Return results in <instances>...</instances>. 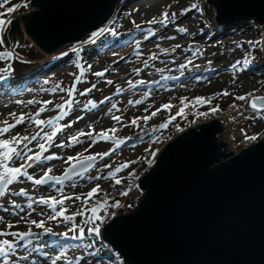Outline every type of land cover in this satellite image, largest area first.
I'll return each instance as SVG.
<instances>
[{
  "label": "rangeland",
  "instance_id": "1",
  "mask_svg": "<svg viewBox=\"0 0 264 264\" xmlns=\"http://www.w3.org/2000/svg\"><path fill=\"white\" fill-rule=\"evenodd\" d=\"M31 0H0V18L10 19L11 21L22 14L35 11V8L29 6ZM127 0H120L109 19L99 28L88 32L78 41L66 43L57 49L45 53L41 51L26 34L23 23H19V30L24 33L23 37L20 31L10 32V25H7L6 47L10 48L19 56L16 58L0 59V68L11 66V75L6 80H0V121L13 118L8 114L15 112L17 116L21 113L26 115L25 122L17 125L12 135H28L31 137L37 131H41V136L37 137L38 143H44L43 131H52V125L45 124L37 126L27 119V115L35 114L42 106V101L51 100L53 103L47 106V111L40 114L41 119H53L57 126H62L66 122L74 120L77 115L84 119L77 121L71 128H63L58 132L44 153V157L55 154L57 158L46 160L43 157L41 161H32V168L27 169L35 178L43 175V172L51 167V175L61 176L66 169L75 161H67L69 156H76L82 153L84 156L96 155L109 151L110 155L102 159L96 156L95 165L89 170L76 177L63 180V184H56L55 181H48L47 184L36 186L26 177L21 176L19 181L9 186L13 191H19L21 187L25 188L28 196H5L0 198V204L11 210L10 200L14 199L17 204L24 208L20 215H26L30 209L27 208L30 198L38 199L40 196H55L58 199L61 196H75L86 194L95 187L100 185V192L91 198L89 204L85 205L82 201L66 200L65 207L68 209L67 214L71 215L77 209L87 208L84 216H77L76 223L91 215V207L106 201L99 208L98 215H102L105 225L108 224L115 216L123 215L134 210L143 198V191L138 188V179L146 174L152 167L148 161L153 159L151 152L160 150L169 142L177 138L181 133L189 128L196 126L207 120L220 119L225 120L229 125L227 130L229 137V146L233 154H238L241 150L252 146L253 144L264 140V114L254 113L249 107V102L238 101L237 95H244L253 92L256 95H264V45H258L255 48L250 46L248 41H264V23L259 24L255 21H247L242 26L231 27L220 25L215 20V8L209 3V0H134L126 3ZM126 3V4H125ZM21 5L15 8L12 13L7 12L8 7ZM192 4L199 5V8H192ZM27 5V6H24ZM169 5L171 7H169ZM200 9H203L201 12ZM169 11L178 13L175 23L168 24L166 27L162 24L150 25L148 20L153 17H160V13ZM135 21L140 24L137 29L132 23ZM187 27L188 35L180 33L178 27ZM114 28L116 34L105 31L102 35L95 37V43L83 44L88 41L91 33L100 29ZM17 31V33H15ZM10 32V33H9ZM155 32V35H150ZM175 36V40L162 39L161 37ZM147 37V39H145ZM139 41V43H137ZM181 44L182 48L176 52L170 49L175 44ZM242 44L243 47H237ZM159 45V48L157 47ZM190 45H195V49H190ZM83 47V52H74L73 48ZM168 49L165 53L163 50ZM197 49L204 52L201 57ZM4 51V47H0ZM66 53V55H62ZM137 53H140L138 56ZM155 53L158 59L152 60L151 56ZM249 56L252 59L250 65L238 66L233 70L231 65L237 60ZM254 58V59H253ZM175 59V63L173 60ZM191 59L193 64L187 65L183 69L184 75H181L179 64L185 63ZM148 61V66H144V61ZM208 60L212 61L208 65ZM22 61H28L24 63ZM81 65L84 74L80 82H75L76 91L71 97L79 103L73 105L69 114L55 120L60 115L61 109L56 108V104H63L69 99L67 89L74 83V76L80 75ZM91 65V69H88ZM199 65V67H196ZM106 69V71H105ZM135 69H140L137 73ZM161 71H157V70ZM103 71V77L92 75L94 72ZM8 76V73H3ZM175 77V79H173ZM200 77V79H197ZM111 79L114 83L109 85L107 80ZM48 80V83L45 81ZM143 80L144 84H138L137 81ZM92 83L97 84V88L92 92L81 96L80 92ZM59 84L65 91L59 89L51 91L54 85ZM119 87L121 91L117 92ZM47 91H41V89ZM225 89L230 93L229 96L216 95ZM129 91L127 93H124ZM196 96H204L211 99V104L196 105L195 107L185 108L184 115H177L180 107L181 97H187L189 100ZM109 97L110 99H105ZM34 100L35 103L29 105L27 101ZM104 103L100 104L99 101ZM136 100H141V104H136ZM23 101V103H17ZM88 101L97 103V108H85ZM131 101V103H129ZM164 103L173 105L171 111L161 110L156 116L151 117L147 122L142 119L138 120L136 125L131 124V120L136 117L150 115ZM112 104L116 108L109 109ZM232 105H236L233 108ZM219 107V111L212 113V107ZM148 109L145 112V109ZM239 111H238V110ZM206 112L208 115L201 116L199 113ZM240 112L244 115L241 116ZM120 116L121 121H115L111 117ZM226 119H223V116ZM174 116L167 128L161 129L160 124ZM233 116L236 118L233 119ZM91 124L96 132L115 127L116 133L112 134L114 140L118 138L123 143L117 146L114 140H104L98 138L96 143H91L88 137H80L82 144H75L72 147H60L56 145L61 142H68L70 135L76 134L79 130L89 131L88 125ZM23 129V130H21ZM178 129H184L179 131ZM21 130V131H19ZM146 131V133H145ZM111 134V133H110ZM245 135H256V141H246ZM217 137L219 134L216 135ZM37 143V145H38ZM91 144V146H90ZM37 145L31 142L29 145L33 152L39 151ZM47 147V145H46ZM87 149V151H85ZM147 149V151H146ZM230 151V149H229ZM228 151V152H229ZM237 151V152H235ZM158 152V153H159ZM157 153V154H158ZM21 161H17L15 166H19ZM127 164V167H121ZM110 165L111 167H106ZM121 171L116 172L115 176H110V172H115L116 168ZM101 177L94 179V177ZM93 177V179H89ZM120 179L121 183L116 184L115 180ZM75 185V187H73ZM131 191H128V189ZM128 191V195H121L122 192ZM107 194L106 196L104 194ZM119 202V206H114ZM36 209L32 213L33 219H41L38 213L52 214V209L47 205L39 203L34 204ZM59 207V206H57ZM105 209H107L105 211ZM19 212V209H16ZM115 213V215H111ZM0 216L5 217V223L0 224V229L5 228L7 222H15L18 216L12 215L11 212H4L0 208ZM70 221H63L58 218L57 221H49L48 226L52 227L57 233L68 231L72 227ZM103 228V227H102ZM13 231H25L27 226L21 222ZM34 231H40L33 229ZM102 230V229H101ZM77 232H69L67 237L51 234H42L40 241H33V245L43 243L44 251L50 255H57L66 249L68 260L72 264H128L124 262L123 257L118 251L113 249L100 236L88 234L80 239H72ZM59 241L60 244L54 243ZM88 245H92L88 247ZM64 246V247H61ZM33 259L40 264H50L49 260L41 257L39 253H33ZM58 264H66L64 260L58 261Z\"/></svg>",
  "mask_w": 264,
  "mask_h": 264
},
{
  "label": "water",
  "instance_id": "2",
  "mask_svg": "<svg viewBox=\"0 0 264 264\" xmlns=\"http://www.w3.org/2000/svg\"><path fill=\"white\" fill-rule=\"evenodd\" d=\"M119 1L31 0L36 10L15 17L10 32L20 31L22 22L32 42L49 53L99 28ZM209 3L220 25L264 23V0ZM222 129L216 119L189 128L167 143L138 179L144 193L136 208L114 217L105 225H114L108 231L101 230L124 262L264 264V140L232 155L217 140ZM81 173L77 165L75 172L60 177Z\"/></svg>",
  "mask_w": 264,
  "mask_h": 264
},
{
  "label": "snow or ice",
  "instance_id": "3",
  "mask_svg": "<svg viewBox=\"0 0 264 264\" xmlns=\"http://www.w3.org/2000/svg\"><path fill=\"white\" fill-rule=\"evenodd\" d=\"M6 2V0H5ZM2 6V5H0ZM21 5L17 4L14 7H8L7 12L12 13L15 8H19ZM27 6V5H24ZM169 7H171L169 5ZM192 8H199V5L192 4ZM202 12L203 9H200ZM178 13L169 11H163L160 13V17H153L152 19L148 20L147 23L150 25L154 24H162L165 27L168 24H174L176 17ZM0 16H3V13H0ZM261 19H264V17H261ZM132 23L135 25L137 29H139L141 26L140 24H137L135 21H132ZM11 24L10 19H4L0 18V47H4V51H0V59H7V58H16L19 59V56L14 53L10 48L6 47V32L8 31L7 25ZM105 31L111 32L113 35L116 34L114 28H106V29H100L97 32L91 33V36L88 41L82 42L83 44L87 43H95V37H98L102 35ZM178 31L180 33L193 35L192 33H189V29L187 27L181 26L178 27ZM150 35H155V32H150ZM162 39H169V40H175V36H168V37H161ZM147 39V37H145ZM139 43V41H137ZM250 46L255 48L258 45H264V41L262 40H256V41H248L247 42ZM159 48V45H157ZM237 47L242 48V44H238ZM182 45L177 43L172 46L170 49L171 52H176L177 49H181ZM72 51L74 52H83L84 48H73ZM165 53H167L169 50L164 49ZM197 53L199 56L203 57L204 52H201L199 49H197ZM62 55H66V53H62ZM139 56L140 53H137ZM152 60L158 59L155 53L151 56ZM254 59V58H253ZM24 63H27L28 61H22ZM252 62V59L249 58V56H245L243 58V64L241 63V60H237L235 63L231 65V68L233 70L237 69L238 66H241V70H243V66L250 65ZM173 63H175V59L173 60ZM193 64V61L191 59H187L185 63L179 64V68L181 69V75H184L183 69L187 67V65ZM212 61L208 60V65H211ZM144 66H148V61H144ZM88 69H91V65L87 66ZM196 67H199V65H196ZM77 68L80 69V75L74 76V83L71 87L67 89V94L69 99L65 100L63 104H56L55 107L61 109L60 115L55 117V120H60L64 116L69 114V110L72 109L73 105L78 104L79 102L72 99L71 97L76 91L75 82H80L81 77L84 74V69L81 65H77ZM106 71V69H105ZM137 73L140 72V69H135ZM161 71V70H157ZM3 73H8V76L3 75ZM11 75V66L0 68V80H6ZM92 75L96 77H103L104 72H94ZM175 79V77H173ZM197 79H200V77H197ZM49 81L46 80L45 83H48ZM107 84L111 85L114 82L109 79L106 81ZM138 84H144L145 81L140 80L137 81ZM97 88L96 83H92L90 87L84 88L82 92H80L81 96H84L90 92H92L93 89ZM65 91L63 88L60 87L59 84L54 85V87L51 89V91L55 92L57 90ZM41 91H47L46 89H41ZM117 92L121 91L119 87L116 89ZM216 95H222V96H229L230 93L227 89H225L221 93H217ZM105 99H110L109 97H105ZM238 101H245L247 100L249 102V107L253 110L254 113H262L264 114V95H256L253 92H248L244 95H237L235 97ZM141 100H136V104H141ZM211 99L204 96H196L192 98V100H189L187 97H181L180 103L181 107L179 111L177 112V115H184L185 108L189 107H195L196 105H204V104H211ZM17 103H23V101H17ZM29 105L35 103L34 100L27 101ZM42 106L38 109V111L35 114L27 115V119L31 122H33L35 125L43 126L45 124L52 125V131H43V139L44 143H38L37 147L39 148V151L33 152L32 148L29 147L32 141L37 140V137L41 136V131H37L35 135H32L29 137L28 135H20L17 133L16 135H12V132L14 129H16L17 125L23 124L26 119V115L24 113H21L19 116L15 112H10L8 115L13 118L12 122H9V120H3L0 121V198L5 196H11V197H17V196H28V192L25 188L21 187L19 191H13L10 189L9 186L13 185L14 183L18 182L20 177H26L29 181H32L34 185L40 186L47 184L48 181H55L56 184H63V178L60 176H53L51 175L53 169L51 167L47 168L43 175L39 176V178H35L33 175H31L27 169L32 168V161L39 162L41 161V158L43 157L46 160H52L56 157L55 154L49 155L44 157V153L48 151V147L51 146V142L53 141V138L56 136V134L63 130V128H71L73 124H75L79 120H83L84 118L82 116L77 115L74 120H71L69 122H66L62 126H57L54 123L53 119H41L40 114L47 111V106L52 104L53 102L51 100L42 101ZM100 104H103L104 101H99ZM131 103V101H129ZM89 105L91 108H97L98 105L94 101H88L87 104L84 105L85 108H88ZM117 106L116 104H112L111 108L108 110L109 113H111L112 109H115ZM173 105L171 103H164L159 108H157L155 111H152L150 115H144L142 117H136L133 118L130 122L133 125H136L138 120H143L144 122H147L151 117L156 116L158 112L163 110L171 111ZM233 108H236V105H232ZM238 110V109H237ZM148 109H145V112H147ZM212 113H215L219 111V107H212L210 109ZM239 111V110H238ZM201 116H206L208 113L201 112L199 113ZM240 115L243 116L244 113L240 112ZM115 121H121L120 116L113 115L111 117ZM236 117L233 116V119ZM174 116H170L169 120L160 124L159 127L161 129L167 128L168 124L174 120ZM89 131L85 132L83 130H79L76 134L70 135L68 137V142H61L60 144H57L56 147H72L75 144H82L83 141L80 139V137H88L91 143H96L98 138H103L104 140H114V136L112 134L116 133L117 129L115 127L107 130H101L99 132H96V130L92 127L91 124L88 125ZM179 131H183L184 129H178ZM111 133V134H110ZM258 137L256 135L247 136L245 135L246 141H256ZM114 142L117 143V146L121 143H123L122 140H119L116 138ZM47 145V147H46ZM91 146V144H90ZM87 151V149H85ZM147 151V149H146ZM159 152V149L152 151L151 156L153 159L148 161L149 166H152L156 162L157 153ZM110 155L109 151H105L103 153H97L94 155L84 156L82 153H77L76 156H69L67 158V161H76L75 164H72L69 169H67L64 173V177L66 178L69 174V172H75V169L77 165L82 169V173L86 172L88 168H90L91 161L96 158V156H99L101 159L104 156ZM17 161H21L19 163V166H15ZM106 167H111L110 165H106ZM121 167H127V164L122 165ZM121 171V168H116L115 172H110V176H115L116 172ZM81 173V174H82ZM101 177L97 176L94 177V179H100ZM89 179H93V177H89ZM116 184H120L121 180L116 179ZM75 187V185H73ZM128 191H131L129 188ZM128 191L122 192L121 195H128ZM100 192V185L97 184L95 187H92L90 191H88L86 194H79L75 196H61V198H57L55 196H49L44 197L40 196L38 199H32L30 198L29 203L27 204V208L30 209L26 215H20V212L24 211V208L21 207V205L17 204L14 199L10 200L9 203L11 204V210L7 207H4L3 204H0V208L3 209L4 212H11L12 215H16L19 217V219L14 223L7 222L5 228L0 229V264H40L36 259H33V253H39L41 257H44L46 260L50 261V264H58V261L64 260L66 264H72L71 260H68L67 258V252L66 249L60 254L57 255H50L49 252L44 251L45 245L43 243H37L36 245H33V241H40L42 234H51L52 236L61 235L64 237H67L69 235V232H77L78 234L73 236L72 239L80 240L85 236V233L87 231L88 234H95V236L102 235V227H104L105 231H108L110 227H114V225L105 227L104 218L102 215H98L99 208L102 207L104 204H106V201H101L100 204L94 205L91 207V215L82 220L80 223L75 222V218L77 216H84L85 211H88L87 208H81L77 209L74 213L71 215L67 214L68 209L64 206L66 200H73V202L79 200L82 201L83 204L87 205L90 203L91 198L98 194ZM107 195L106 193L104 194ZM41 204V205H47L49 208L52 209V214H45L44 212L38 213L39 216L43 217L41 219H33L32 213L36 211V209L33 207L34 204ZM59 206V207H57ZM116 207L119 206V202H116L114 205ZM16 209H19V212L16 211ZM107 209H105L106 211ZM111 215H115V213H111ZM58 218H62L63 221H70L72 223V227L63 233H57L53 230L52 227L48 226L49 221H57ZM21 222H23L27 226V230L25 231H13L12 229L16 228L17 225H19ZM5 223V217L0 216V224ZM33 229H37L40 231H34ZM57 245L60 244L59 241H55ZM92 245H88V247H91ZM64 247V246H61Z\"/></svg>",
  "mask_w": 264,
  "mask_h": 264
},
{
  "label": "bare ground",
  "instance_id": "4",
  "mask_svg": "<svg viewBox=\"0 0 264 264\" xmlns=\"http://www.w3.org/2000/svg\"><path fill=\"white\" fill-rule=\"evenodd\" d=\"M122 1H124V0H122ZM132 1H134V0H127L126 1V3H129V2H132ZM125 3V4H126ZM224 25H226V26H231V24H224ZM15 33H17L18 35H19V33L17 32V31H15ZM127 92H129V91H126V92H124V93H127ZM21 130H23V129H21ZM21 130H19V131H21ZM226 143V145L227 146H229V137H228V132H227V130H223L222 129V131L219 133V136L217 137V140L219 141V142H221L222 140ZM32 143H34V146L35 145H37V140H35V141H32ZM227 149H230L231 150V148L230 147H228V148H225L224 149V151H229V150H227ZM232 151V150H231ZM109 244V243H108ZM110 245V244H109Z\"/></svg>",
  "mask_w": 264,
  "mask_h": 264
},
{
  "label": "built area",
  "instance_id": "5",
  "mask_svg": "<svg viewBox=\"0 0 264 264\" xmlns=\"http://www.w3.org/2000/svg\"><path fill=\"white\" fill-rule=\"evenodd\" d=\"M221 116H223V115H221ZM222 118H223V119H226L225 116H223ZM222 121H223V124H224V125L227 123L225 120H222ZM224 128H225V129H228V128H229V125L224 126ZM225 129H224V130H225ZM232 151H233V150H232ZM235 152H237V151H235Z\"/></svg>",
  "mask_w": 264,
  "mask_h": 264
}]
</instances>
